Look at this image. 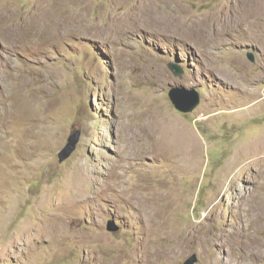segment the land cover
<instances>
[{"label":"rangeland","instance_id":"1","mask_svg":"<svg viewBox=\"0 0 264 264\" xmlns=\"http://www.w3.org/2000/svg\"><path fill=\"white\" fill-rule=\"evenodd\" d=\"M192 254L264 264V0H0V264Z\"/></svg>","mask_w":264,"mask_h":264},{"label":"water","instance_id":"2","mask_svg":"<svg viewBox=\"0 0 264 264\" xmlns=\"http://www.w3.org/2000/svg\"><path fill=\"white\" fill-rule=\"evenodd\" d=\"M248 57L250 60H254L252 54H248ZM168 68L172 71L174 76H177V77L182 76L183 70L178 64L170 63L168 65ZM168 95H169V98L172 104L175 106V108L178 111L183 112V113L192 112L199 105V102H200V95L194 88L186 89L180 86L172 87L169 90ZM80 137H81L80 129H75L70 134L64 147L61 148L58 153L59 162L65 161L72 155V153L76 149V146H77V143L79 142ZM107 228L109 231L118 230V226H116V224L112 220L108 222ZM197 260H198L197 255L192 254L190 257H188L184 261L183 264H195Z\"/></svg>","mask_w":264,"mask_h":264},{"label":"bare ground","instance_id":"3","mask_svg":"<svg viewBox=\"0 0 264 264\" xmlns=\"http://www.w3.org/2000/svg\"><path fill=\"white\" fill-rule=\"evenodd\" d=\"M149 4V2H148ZM246 6V5H245ZM244 9V8H242ZM250 10V9H249ZM248 11V10H247ZM245 12V11H244ZM243 12V13H244ZM246 13V12H245ZM249 13V12H248ZM247 14V13H246ZM248 15V14H247ZM51 17V15L49 16ZM165 18L164 16H157L155 18V20L152 22V26H151V30L153 31H166V32H169V29L174 31V33H178V34H181L179 33L181 31V29L179 28V26L181 25V22H177V26L175 25H172L173 27H169L167 25H161V20ZM47 19V18H46ZM53 19V18H52ZM173 20V19H172ZM51 22V21H50ZM55 23H60L59 21H56V20H53L51 25H55ZM174 23V22H173ZM51 25H47L48 27H50ZM170 25V24H169ZM262 25V24H261ZM46 26V27H47ZM184 26V25H183ZM53 29V28H52ZM170 33H173L170 31ZM228 88V87H227ZM240 88V87H239ZM231 89V88H230ZM252 96V95H251ZM129 154V153H128ZM116 176L120 178L121 176V173H116ZM127 192V191H126ZM128 198L132 199V200H136L137 198H135L134 196H130L128 195ZM150 209L152 211H150ZM149 210H142L143 214L145 215L146 218H148L149 220V229L153 228L155 230H162L164 228L163 226V222L158 218L160 215H161V212L158 210V211H154L151 207H150ZM153 219H155V221L153 222ZM158 251V250H157ZM162 252H164V254H166L168 257H170L171 254V249L167 250V249H162ZM158 253V252H157ZM161 255V253H160ZM99 264H118L116 261H111V262H104V261H100Z\"/></svg>","mask_w":264,"mask_h":264},{"label":"clouds","instance_id":"4","mask_svg":"<svg viewBox=\"0 0 264 264\" xmlns=\"http://www.w3.org/2000/svg\"><path fill=\"white\" fill-rule=\"evenodd\" d=\"M189 113H190V112H189ZM73 131H74V129L72 130V132H73ZM72 132H71V133H72ZM71 133H70V134H71ZM69 136H70V135H69ZM69 136H68V137H69ZM67 139H68V138H67ZM79 140H80V139H79ZM66 142H67V141H66ZM77 144H78V143H77ZM64 145H65V144H64ZM63 147H64V146H63ZM63 147H62V148H63ZM74 151H75V150H74ZM58 153H59V152H58ZM69 158H70V157H69ZM66 160H67V159H66Z\"/></svg>","mask_w":264,"mask_h":264}]
</instances>
